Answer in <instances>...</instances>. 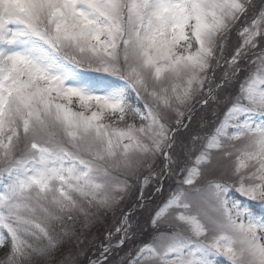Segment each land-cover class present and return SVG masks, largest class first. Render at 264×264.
I'll return each instance as SVG.
<instances>
[{
	"label": "snow or ice",
	"instance_id": "snow-or-ice-1",
	"mask_svg": "<svg viewBox=\"0 0 264 264\" xmlns=\"http://www.w3.org/2000/svg\"><path fill=\"white\" fill-rule=\"evenodd\" d=\"M109 216L87 264H264V0H0V264Z\"/></svg>",
	"mask_w": 264,
	"mask_h": 264
},
{
	"label": "rangeland",
	"instance_id": "rangeland-1",
	"mask_svg": "<svg viewBox=\"0 0 264 264\" xmlns=\"http://www.w3.org/2000/svg\"><path fill=\"white\" fill-rule=\"evenodd\" d=\"M183 138V137H182ZM109 218H110V216L108 217V219H107V222H106V226H110V224H108V223H111L110 222V220H109ZM116 223V222H115ZM162 223H166V222H162ZM115 225V224H114ZM107 228V227H106ZM95 231H94V228L91 230V232L90 233H88L87 234V241H91L92 240V238L94 237L98 242H99V238H98V234L97 233H94ZM99 239V240H98ZM88 245H87V242H86V240H85V243L83 244V245H81L80 246V248H78L77 249V251L78 252H80V255H79V257H82L84 254H85V252H86V250L88 249ZM78 257V258H79ZM84 264H87V263H84Z\"/></svg>",
	"mask_w": 264,
	"mask_h": 264
}]
</instances>
